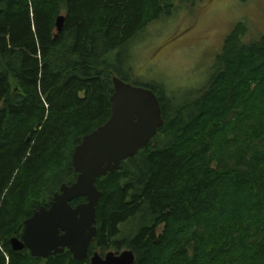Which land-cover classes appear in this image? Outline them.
Returning <instances> with one entry per match:
<instances>
[{
  "label": "trees",
  "instance_id": "16d2710c",
  "mask_svg": "<svg viewBox=\"0 0 264 264\" xmlns=\"http://www.w3.org/2000/svg\"><path fill=\"white\" fill-rule=\"evenodd\" d=\"M173 10L168 0H0V264H90L113 249L135 264H264V37L243 42L242 24L182 104L143 86L165 124L98 179L88 259L12 250L25 221L76 181L75 149L112 116L113 78L129 84L128 47Z\"/></svg>",
  "mask_w": 264,
  "mask_h": 264
},
{
  "label": "water",
  "instance_id": "95a60500",
  "mask_svg": "<svg viewBox=\"0 0 264 264\" xmlns=\"http://www.w3.org/2000/svg\"><path fill=\"white\" fill-rule=\"evenodd\" d=\"M65 17L57 20L62 33ZM112 116L102 127L83 138L73 155L76 181L60 188L48 207H41L25 221L21 239L11 240L12 250H28L34 258L48 259L67 250L75 261L89 257L90 245L97 235V207L102 199L98 179L118 172L121 164L136 157L164 127L160 102L149 89L113 78ZM80 198L86 202L73 206ZM90 264H135V254L126 250L105 256L95 252Z\"/></svg>",
  "mask_w": 264,
  "mask_h": 264
},
{
  "label": "rangeland",
  "instance_id": "374dc122",
  "mask_svg": "<svg viewBox=\"0 0 264 264\" xmlns=\"http://www.w3.org/2000/svg\"><path fill=\"white\" fill-rule=\"evenodd\" d=\"M168 1L174 6L172 15L152 23L131 43L123 70L129 84L164 86L166 94L182 104L190 92L206 88L226 39L240 24L247 29L243 42L264 37V0ZM135 230L131 222L121 238Z\"/></svg>",
  "mask_w": 264,
  "mask_h": 264
}]
</instances>
